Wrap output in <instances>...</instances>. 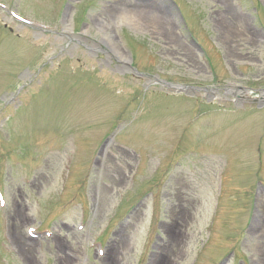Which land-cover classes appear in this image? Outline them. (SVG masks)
<instances>
[{
	"label": "rangeland",
	"instance_id": "rangeland-1",
	"mask_svg": "<svg viewBox=\"0 0 264 264\" xmlns=\"http://www.w3.org/2000/svg\"><path fill=\"white\" fill-rule=\"evenodd\" d=\"M0 5V264H264V0Z\"/></svg>",
	"mask_w": 264,
	"mask_h": 264
},
{
	"label": "bare ground",
	"instance_id": "bare-ground-1",
	"mask_svg": "<svg viewBox=\"0 0 264 264\" xmlns=\"http://www.w3.org/2000/svg\"><path fill=\"white\" fill-rule=\"evenodd\" d=\"M227 14L230 15L229 13H227ZM138 18H143V20L145 19V21H150V22H152V23L154 24V27H156L157 29H160V31L163 30L162 25H159V23L157 24L155 17L152 16V15H150V14H148V13L143 14L141 17H139V15H138ZM163 32H164L165 34H167L164 30H163ZM167 35H168V34H167ZM168 37H170V36L168 35ZM262 208H263V203H262V201H260V202L258 203V213H259V212H260V213L262 212ZM258 226H260V230H261L262 224L258 223ZM21 245H22V247L24 248V243H22ZM108 254H109V252L106 253V256H107ZM260 255H261V254H260ZM112 256H113V253L110 254L111 259H112ZM261 257L264 258L263 253H262Z\"/></svg>",
	"mask_w": 264,
	"mask_h": 264
},
{
	"label": "snow or ice",
	"instance_id": "snow-or-ice-1",
	"mask_svg": "<svg viewBox=\"0 0 264 264\" xmlns=\"http://www.w3.org/2000/svg\"><path fill=\"white\" fill-rule=\"evenodd\" d=\"M0 203H3V198L2 197H0Z\"/></svg>",
	"mask_w": 264,
	"mask_h": 264
}]
</instances>
